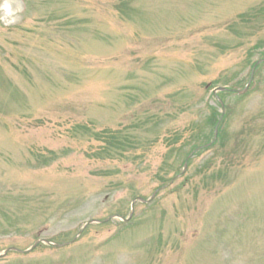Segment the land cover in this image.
I'll list each match as a JSON object with an SVG mask.
<instances>
[{"label":"rangeland","instance_id":"rangeland-1","mask_svg":"<svg viewBox=\"0 0 264 264\" xmlns=\"http://www.w3.org/2000/svg\"><path fill=\"white\" fill-rule=\"evenodd\" d=\"M3 2L0 264H264V0Z\"/></svg>","mask_w":264,"mask_h":264},{"label":"clouds","instance_id":"clouds-1","mask_svg":"<svg viewBox=\"0 0 264 264\" xmlns=\"http://www.w3.org/2000/svg\"><path fill=\"white\" fill-rule=\"evenodd\" d=\"M0 11H3L4 16L8 17V23H14L16 21L15 11L11 4L0 0Z\"/></svg>","mask_w":264,"mask_h":264},{"label":"water","instance_id":"water-1","mask_svg":"<svg viewBox=\"0 0 264 264\" xmlns=\"http://www.w3.org/2000/svg\"><path fill=\"white\" fill-rule=\"evenodd\" d=\"M215 136H216V129L214 130V138H215ZM185 167V165L183 166V168ZM138 201H140V202H143L141 199H137ZM92 222H95V221H91V222H89V223H92ZM88 224V223H87Z\"/></svg>","mask_w":264,"mask_h":264}]
</instances>
